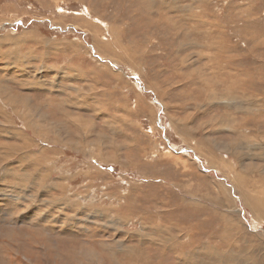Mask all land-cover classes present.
<instances>
[{
  "label": "rangeland",
  "instance_id": "obj_1",
  "mask_svg": "<svg viewBox=\"0 0 264 264\" xmlns=\"http://www.w3.org/2000/svg\"><path fill=\"white\" fill-rule=\"evenodd\" d=\"M0 51V108L12 94L57 119L75 113L88 123L85 154L102 145L104 155L90 170L95 156L85 163L67 139L52 145L49 128L40 154L30 151L43 167L25 168L46 172L49 185L0 173V264H264V224L236 200L232 169L220 164L250 163L235 121L264 144V117L246 113L256 99L264 111V0H0ZM19 74L28 86L16 84ZM60 123L61 132L76 125ZM0 128V143L32 142L21 128L23 140ZM88 187V210L61 209V196ZM108 208L109 218L90 220ZM127 246L146 253L129 257Z\"/></svg>",
  "mask_w": 264,
  "mask_h": 264
},
{
  "label": "bare ground",
  "instance_id": "obj_2",
  "mask_svg": "<svg viewBox=\"0 0 264 264\" xmlns=\"http://www.w3.org/2000/svg\"><path fill=\"white\" fill-rule=\"evenodd\" d=\"M200 17V16H199ZM198 19V18H197ZM166 21V20H165ZM201 22V21H199ZM171 24V23H170ZM174 26V25H171ZM207 26V25H206ZM215 32V31H214ZM1 52V51H0ZM2 53V52H1ZM5 53V50L4 52ZM32 59V58H31ZM23 61V60H22ZM209 61V60H208ZM20 62V61H19ZM27 62V60H26ZM9 64V63H8ZM13 64V63H12ZM25 64V63H23ZM27 64V63H26ZM214 64V63H213ZM28 65V64H27ZM218 65V64H217ZM9 66V65H8ZM8 66L6 68H8ZM22 66V65H21ZM25 66V65H24ZM23 66V67H24ZM209 66V65H208ZM20 69V68H19ZM22 69V68H21ZM9 70V69H8ZM27 70H22V72H26ZM220 71V70H219ZM202 72V71H201ZM211 73V72H210ZM66 74V73H65ZM64 74V75H65ZM68 74V73H67ZM204 74H206L204 72ZM214 74V73H213ZM212 74V75H213ZM12 75V74H11ZM10 75V76H11ZM61 75V74H59ZM207 75V74H206ZM210 75V74H209ZM211 75V78L214 77ZM234 75V74H233ZM261 75V74H260ZM217 76V75H216ZM23 76L22 75H18L17 78L18 81L22 80ZM57 77V76H56ZM55 77V78H56ZM12 78V76H11ZM68 79H70V77H66ZM203 78V76H202ZM39 79V78H38ZM208 79V78H207ZM234 79V78H233ZM12 81L13 79L7 78L5 81ZM41 80V79H40ZM200 80V79H199ZM202 80V79H201ZM205 80V79H204ZM211 80V79H209ZM213 82H215V80L212 78ZM241 81V80H240ZM38 82V81H37ZM42 82V81H41ZM203 82V80H202ZM205 82V81H204ZM209 82V81H208ZM218 82V81H217ZM244 82V81H242ZM246 82V81H245ZM28 81L25 82V80L21 81V85L23 87L28 86ZM40 83H36V85H39ZM210 84V82H209ZM213 85V84H212ZM5 91L7 89H10V87L6 84L5 86ZM211 87V86H210ZM230 87V86H229ZM92 89V88H91ZM227 90H229L227 88ZM226 90V91H227ZM76 91V90H75ZM217 90H215L216 92ZM220 91V90H219ZM230 91V90H229ZM208 92V91H207ZM221 92V91H220ZM232 94V93H231ZM81 96V95H80ZM244 96V95H243ZM236 95H233V98L235 99ZM236 100V99H235ZM2 101V105L3 107L0 108V124H7L9 126V134L13 137H16L18 139H26V135L24 134V132H28L31 137H32V142L29 144H23V145H15L13 143L10 142H3L0 143V165L2 164V166H0V173L2 174L1 176L3 178H7L8 175H11L12 178L15 181H19V180H31L32 179V186L33 184L36 183H47L49 185L48 182H46L48 175L46 174V172L44 174L40 173L36 175H33L31 173H28L27 170H25L26 166H28L29 164H31L33 168V170H37L36 167H38L40 165V157L37 155L35 157H33L32 153H30L32 148H37L43 145H47L46 144V140L44 138L41 139V135L43 133H45V131H47V129L51 128L53 129V137L54 139L50 142L52 145H56V146H61L62 144L65 143L64 139H67L69 141H71V144H76L78 149L81 150L82 154L85 155L86 159H85V163L88 160H91V156H95V158L93 159V163L96 164L95 166L90 164V163H86V165H88V169H94L95 171L99 172V164L98 161L100 158L102 157V145L98 142L95 146L101 145L97 147L96 152L93 154L91 153V151H87L88 154H85V147H88L86 144L88 143V133L86 131V128L88 127V123L82 119V117L77 116V114L75 113H70L66 110H64L62 113H60V119H57V117H55L54 115L48 114L47 112L44 111H39L38 109H36L34 106L36 104V102L32 103L31 100L27 99L26 97H21L15 99L14 96L12 94H8L7 96L1 98ZM48 104H51V100H47ZM78 102V101H76ZM262 103H264L263 101H261ZM76 104V103H75ZM78 104V103H77ZM80 104L81 101H80ZM246 104V103H245ZM73 105V104H72ZM261 104H259V100H252L251 105L246 109V113H248V116L254 117L250 120L254 121L256 119H261L264 117V111L263 113L259 112V108L262 106H259ZM237 106V105H236ZM77 107V106H76ZM241 110V109H240ZM243 110V109H242ZM51 112V111H49ZM259 112V113H258ZM246 115V114H245ZM246 117V116H245ZM49 119H56L55 122H53L52 124H45L46 126H48V128L43 129V124L42 121H49L51 122ZM86 119V118H85ZM247 119V118H246ZM245 119V120H246ZM64 121V122H68V123H75L76 125H72V129L71 130H66V129H62L63 131L61 132L58 128L62 127L63 125L60 123V121ZM249 120V121H250ZM232 121V120H231ZM63 123V122H62ZM17 124L18 127H15V125ZM232 125V124H231ZM244 125V124H243ZM23 129V131L21 129ZM115 128V127H114ZM117 128V127H116ZM115 128V129H116ZM113 129V127H112ZM123 129V128H122ZM241 129H243V126L241 124V122L239 121H235L233 124V133L237 134L240 132V136H241V141L243 140L246 144L245 147H243L242 149L245 151V157L246 160H249L250 163L246 164H241L243 163V159L242 158H235V161L233 160V164L231 161H220V164L223 167H230L232 169V183L233 185L232 188L233 190L237 191L239 193V197H237V201L241 202L248 210V212L252 215V217L261 224H264V167L262 165H258L256 164L254 161H258V162H264V144L262 143V146L260 144H258V142L253 141V139H247V135L241 132ZM0 130H2V128H0ZM117 131V130H116ZM180 132V131H179ZM47 133V132H46ZM45 133V134H46ZM92 134V133H91ZM61 135H63L62 137H60ZM189 135V134H188ZM264 135V134H262ZM190 136V135H189ZM251 136V134H250ZM264 137V136H263ZM94 138V137H93ZM99 138V137H98ZM250 138V137H249ZM47 139V138H46ZM85 139H87V142H84ZM101 139V138H100ZM51 140V139H50ZM201 141V140H200ZM101 142V141H100ZM48 143V142H47ZM68 143V142H67ZM137 143V142H136ZM50 144V145H51ZM113 148L118 149L117 147H115L113 144H111ZM36 146V147H35ZM93 146V145H92ZM90 148V147H89ZM172 148V147H171ZM38 149V148H37ZM77 149V151H78ZM174 149V148H173ZM95 150V149H94ZM208 150V149H207ZM35 151V150H34ZM38 152L36 154H40L39 149L37 150ZM254 151H262L259 153H255ZM116 153V152H115ZM50 154V153H49ZM53 154V153H52ZM45 155V154H44ZM112 157V156H111ZM89 158V159H88ZM129 158V157H128ZM44 161H49L52 162V160L50 158H44ZM111 159V158H110ZM122 159V158H121ZM113 160V159H112ZM18 162V168L17 171L14 170V168L11 167L12 164H14V162ZM210 161H214L211 160ZM115 162V161H113ZM119 162V161H118ZM42 164H45V162H43ZM105 164V163H104ZM228 164H230V166H228ZM260 164V163H259ZM110 165V164H109ZM108 165V166H109ZM46 166V165H45ZM104 166V165H103ZM40 168L43 167L42 165L39 166ZM47 167V166H46ZM107 167V166H106ZM21 169V170H20ZM47 169L49 170V167H47ZM39 171V170H38ZM37 171V172H38ZM87 174V172H85ZM35 174V173H34ZM15 183V182H14ZM12 183L11 187H15V189L17 188V183L14 184ZM20 183V182H19ZM29 183V182H27ZM9 184V183H8ZM46 184V185H47ZM24 185V184H23ZM28 185V184H27ZM31 186V185H30ZM31 186V187H32ZM42 186V184H41ZM47 188V187H46ZM9 189V188H8ZM14 189V188H13ZM18 189V188H17ZM37 189V188H36ZM44 189V188H43ZM1 190V189H0ZM5 191V189H3ZM91 189H86L85 192H83V194H79L78 196H73V195H65V196H61V198L58 199V201L62 204L61 209L63 210H68V211H72V212H77L78 214H83L86 210H88L89 206H90V198L92 196V191H90ZM29 191V190H28ZM11 192V190L9 191ZM17 192V191H16ZM26 192V191H25ZM43 192V191H42ZM15 193V192H13ZM27 194V193H26ZM24 195V194H23ZM102 195V194H101ZM31 196V195H29ZM79 196L84 197V199H80L78 198ZM116 196V195H115ZM9 197V196H8ZM103 197V196H102ZM5 198V197H4ZM20 198V197H19ZM6 199V198H5ZM11 199V198H10ZM8 198V201L10 200ZM41 201H50V199H46L43 200L42 198ZM15 200V199H14ZM30 200V199H29ZM5 201V200H4ZM21 201V200H20ZM6 202V201H5ZM31 202V201H30ZM33 203V202H31ZM2 204V203H1ZM120 204V203H119ZM49 206L47 205V208ZM119 207V206H118ZM121 207V206H120ZM100 209V208H99ZM94 209L93 212L90 214V220L95 217V216H99V217H104V218H109V213L108 210L102 209ZM112 209V208H111ZM110 209V210H111ZM109 210V211H110ZM234 211L233 214L236 213V215L238 214V216L240 215L239 213H242V208H236L234 207L233 210ZM6 212V211H5ZM105 212H107V214H104ZM246 212V211H245ZM247 212V213H248ZM59 213V212H58ZM104 215V216H103ZM243 217L245 216V214H242ZM85 216V215H84ZM122 216V215H121ZM63 217V216H62ZM87 217V216H85ZM116 217V216H115ZM120 218V216H117ZM112 218V217H111ZM118 218V219H119ZM130 218V217H129ZM47 219V218H46ZM88 219V218H86ZM117 219V218H116ZM238 219V218H236ZM96 220V219H95ZM114 220V219H113ZM254 220V221H255ZM88 220H86L87 222ZM111 221V220H110ZM255 221V222H256ZM117 222V221H116ZM123 222V221H122ZM241 222V221H240ZM254 222V223H255ZM107 223L109 224L110 222L107 221ZM234 223V222H233ZM239 223V222H238ZM107 224V225H108ZM116 224V223H115ZM121 224V223H120ZM119 225V224H118ZM159 225V222H158ZM170 225V224H169ZM102 226V225H101ZM115 226V225H114ZM259 226V225H258ZM85 227H83L84 229ZM105 228V227H104ZM111 228V227H110ZM121 228V226H120ZM259 228V227H258ZM114 229V228H113ZM179 229V228H178ZM86 230V229H84ZM121 230V229H120ZM87 231V230H86ZM146 231V230H145ZM160 231V230H159ZM130 232V231H129ZM241 232L243 233V228L241 230ZM151 233V232H150ZM149 233V234H150ZM247 233V232H246ZM125 234V233H124ZM132 234V233H131ZM134 235V234H132ZM131 235V236H132ZM239 235V234H238ZM130 236V235H129ZM147 236V235H146ZM121 237V236H120ZM158 237V236H157ZM125 238V237H124ZM130 238V237H129ZM137 238V237H136ZM178 238V237H177ZM144 239V238H143ZM147 239V238H146ZM113 241L115 239H112ZM153 240L155 241V239L153 238ZM146 241V240H145ZM179 241V240H178ZM239 242H241L240 240H238ZM151 242V241H150ZM153 242V241H152ZM122 243V242H120ZM127 243V242H126ZM146 243V242H145ZM149 243V242H148ZM142 244V243H141ZM151 244V243H150ZM171 244V243H170ZM241 244V243H240ZM128 245V244H127ZM252 245V244H251ZM144 246V245H142ZM248 246V245H247ZM141 247V246H140ZM139 247V248H140ZM138 248V249H139ZM253 248V247H252ZM106 249V248H105ZM114 249V248H112ZM125 251V255L129 256V257H133L134 254L136 255L135 257H137L138 259L141 260L142 255L144 253H146V251L142 254V251H138V249L135 246H127L124 248ZM247 249V248H246ZM109 251V249H108ZM123 251V250H122ZM245 251V250H244ZM110 252L113 254L112 259L110 260H116L114 253H116L117 251H111ZM207 252V251H206ZM91 251H89L87 253V257H89L90 259H92L93 257L95 258L96 256L93 253V256L91 255ZM177 253V252H176ZM96 254V253H95ZM96 255H100L99 253ZM185 255V254H184ZM228 255V254H227ZM126 256V257H127ZM257 257V256H256ZM264 257V256H263ZM150 258V257H149ZM119 260V259H118ZM125 260V259H124ZM147 260V259H146ZM216 260V259H215ZM232 260V259H230ZM229 260V262H230ZM234 260V259H233ZM190 261V260H188ZM145 262V261H144ZM147 262V261H146ZM151 262V260H150ZM243 262V261H242ZM110 263V262H109ZM108 263V264H109ZM118 263V262H117ZM124 263V262H123ZM240 263V262H239ZM239 263H235L233 262V264H239ZM261 263V262H260ZM114 264V263H113ZM126 264V263H125ZM132 264V263H131ZM231 264V263H230ZM249 264V263H248ZM256 264V263H255Z\"/></svg>",
  "mask_w": 264,
  "mask_h": 264
},
{
  "label": "crops",
  "instance_id": "obj_3",
  "mask_svg": "<svg viewBox=\"0 0 264 264\" xmlns=\"http://www.w3.org/2000/svg\"><path fill=\"white\" fill-rule=\"evenodd\" d=\"M15 78H17L18 77V75L17 76H14ZM4 78H7V77H4ZM23 78V77H22ZM21 78V79H22ZM23 80V79H22ZM24 81V80H23ZM26 82V81H25ZM16 84H18V85H20L21 86V81L20 82H17Z\"/></svg>",
  "mask_w": 264,
  "mask_h": 264
}]
</instances>
